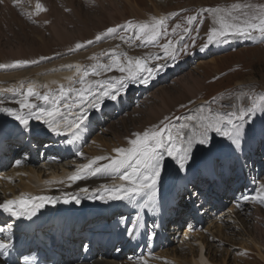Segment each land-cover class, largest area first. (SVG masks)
Returning <instances> with one entry per match:
<instances>
[{"label": "rangeland", "instance_id": "374dc122", "mask_svg": "<svg viewBox=\"0 0 264 264\" xmlns=\"http://www.w3.org/2000/svg\"><path fill=\"white\" fill-rule=\"evenodd\" d=\"M9 1L0 2V47L10 58L25 60L24 54L46 57L43 60L36 58L41 66L61 63L76 57L77 62L83 63L82 72L77 75L78 77L86 71L89 73L85 77L86 82L106 81L112 85V94H116V90L120 89L116 100L108 97L100 99L105 85L93 86L92 95L88 99L89 101L98 100L99 107H88L87 115L89 116L86 120L90 123L89 127H82L80 130V137L85 138L84 146L79 148L82 155L74 157L73 159H77L78 163L72 160V164L79 165L99 156L107 157L114 148L128 147V140L133 138V133L150 130L153 125L159 126L160 121L166 116L169 120L165 123H168L174 132L181 124L188 123L190 128L183 131L190 134L198 120H188V117L226 115L240 108L246 109L251 104L250 97L254 98L264 93V39L259 38L258 35L255 39L229 37L225 46L222 43H212L203 52L200 51L201 46L207 43L208 33L213 27L212 16L203 12V9L217 7L228 9L232 4L238 3L242 7L234 14L243 18L244 13L251 15L260 5H264V0H40L47 7V11L33 16L32 19H29L27 14L34 10L35 0H18L15 4L13 0ZM244 5L254 7L245 8ZM171 13H177V15L170 16ZM151 15H155L154 18L168 17L165 24L166 33L160 35L156 41H149L145 37L137 39L140 35L138 29L127 27L126 22L130 21L134 26L150 22L153 18L148 19L147 16ZM192 15H197L198 18L192 25H187L185 18ZM177 25L179 27H176ZM184 27H189L188 33H184ZM107 28L117 30L96 41V35L104 33ZM42 36L45 38V46L38 48L32 39L39 40ZM88 40H92L93 43L87 44ZM169 40L173 41L176 47L174 58L167 55L161 47ZM77 43L84 44V47L69 51L74 49ZM112 56L121 61L125 56L144 57L148 58L149 67L157 65L164 67L156 71L147 84L129 81L127 87L121 88L120 83L113 78L123 74L114 68L110 71L101 69L99 75L93 74L97 63L100 65L110 63ZM214 58L217 61L211 62ZM35 65L27 67H35ZM188 73H191L193 77L184 79ZM143 75L146 76L147 73ZM77 83L78 86L75 84L74 87L78 89L81 85L79 81ZM161 90L164 94L160 93ZM138 91L143 94L141 101L135 104L134 96ZM71 98L76 99L75 93H70L64 101L71 102L73 100ZM83 104L87 105L88 101ZM118 106L122 109L119 113H115ZM248 119L252 131L247 140L242 142V150H236L235 146H230V141L217 136L214 132L209 133L210 152L200 151L205 146L199 144L194 145L192 149L193 161L190 163V170L196 164L201 167L212 154L225 157L244 151L246 166L249 169L248 177L253 182L252 192H250L252 197L248 199L247 204L244 196H241L245 190L239 187L234 189V173L237 168L234 162L231 175L224 182L227 193L222 199V206L217 209L216 217H211L213 221L206 220L203 225H200V230H206L208 225L214 223L226 237L231 236V239L225 240V237L221 235L219 238L216 237L218 238L216 240L215 237H211L210 231L208 232L212 247L215 245L216 249L212 248V253L218 252L212 254L215 261L212 258L211 260L217 264H264L258 256V248L264 247V204L254 199L258 190L264 185V111H257ZM86 129L89 133L84 136L83 131ZM252 140H255L254 144H257L256 157L250 154L248 149L251 147ZM67 145L68 143L64 141L59 148L63 151L62 153L70 154L71 151H64ZM166 157L165 155V159H171ZM58 159L57 156L56 160ZM103 160L108 161V159ZM173 163L172 166H168V169L165 168L168 171L164 182L165 184L167 182L169 190H174V194L178 196L185 189L183 187L180 189L176 185L177 179L180 178L176 173L175 161ZM217 169L221 177L223 174L221 164ZM203 170V167L200 168L197 171L198 174H201ZM196 200L202 201L200 207L207 205L208 202L204 195ZM181 210L185 216L178 234L179 241L171 246L157 247L156 251L170 248L171 253L178 251L180 254L193 246L194 238L191 237L193 232L185 235L186 239L183 237L184 230L193 218L190 212ZM220 213L228 215L218 216ZM254 236H259L261 241H254L252 239ZM247 247H250L248 251ZM187 255L188 259L190 256ZM165 257L168 258L169 264H175L176 260L172 254H166Z\"/></svg>", "mask_w": 264, "mask_h": 264}, {"label": "bare ground", "instance_id": "6f19581e", "mask_svg": "<svg viewBox=\"0 0 264 264\" xmlns=\"http://www.w3.org/2000/svg\"><path fill=\"white\" fill-rule=\"evenodd\" d=\"M154 16L155 15L147 16V18L152 19ZM211 19V25L213 27L217 26L214 24L213 17ZM32 41L38 48L45 46L44 36L40 37L39 40L34 38ZM23 45H25V43ZM222 45L225 46L226 43H222ZM24 56H26L24 58L25 60H36L38 63H36L35 67H27L28 65H26L24 67L0 68V102H2L0 103V107L19 109V104H17L16 101L21 98L20 94L17 93L13 95L12 93L4 91V89L7 88L19 87V85L23 84L24 88L21 89V91H24L30 83H35L36 90L39 93L43 94L48 91L52 95H57L60 85H69V82L65 77L73 76L72 87H74L79 81L80 75L79 77L77 75L82 72L83 63H80L81 61L77 62L76 57H72V59H68L61 63H49L40 66L39 60L36 59L40 58L38 55L24 54ZM215 60L216 58L211 62H214ZM14 61L16 60H14L13 57L10 58L6 51L0 47V64H10ZM77 66H79V71H77ZM91 66L92 65H90V67ZM188 77L192 78L193 75L188 73V76L184 79ZM53 81L56 83H52ZM43 85H48V88L43 87ZM163 92V90L160 91V93ZM142 94L143 93L138 91L136 95L137 99L133 101L135 104H138L141 101ZM31 102L36 104L38 108L49 109L53 107L51 102H41L34 97L31 98ZM65 103L66 102L63 100L57 106L59 107L60 112L68 116L69 119L74 118L72 115L73 113L83 114L86 117L89 116L87 115L89 104H80L79 107L65 109L63 107ZM117 108L121 110L119 106ZM119 112L120 111H115V113ZM100 118H102V116H100ZM60 119L61 118L58 117V120ZM89 124V121L86 120L82 127H89ZM30 129L37 133L49 134L46 137L49 141H46V138H34V144L36 147L43 145L46 147H53L47 150V156L42 157L41 155H37L35 158L30 157V160H28L30 154L24 147L25 142L21 143V139L24 132ZM86 133H89V130L86 129L83 131L84 136ZM55 136L57 135L50 132L47 126L38 120L32 119L27 126H24L19 124V122L13 119V117L7 115V113L0 112V142L4 145L3 148L0 149V203L8 199H16L17 197H20L21 194H24L25 198L41 196L52 198V202H46L45 206L36 213L44 220L42 222V230L37 232L35 240L48 245L49 250L58 256L57 264H169L168 258L165 257L166 254H172L174 256L176 260L175 264H217L214 262L215 260L212 254L218 252L214 251L212 253V248H214L215 245L212 247L211 237L219 238L222 235L223 238L225 237V240H228L231 239V236L226 237L225 233L219 231V229L216 228L218 226L214 225V223L210 226L208 225L206 230H200V223H198L196 217L189 221V225L187 229L184 230L185 233L183 235L186 239L187 236L185 235H190L192 232L194 233L191 236L194 238V243H192L193 246L185 250L190 256L188 259L186 258L187 254L185 252L178 254V251H173L171 253L170 248L161 251H156V248L152 251L153 247L156 245L157 247H165L177 243L179 241L178 238L180 237V235H178L180 233L179 230L182 227V222H184L182 220H184L185 213L180 207H172L174 194L169 190L170 188L167 187V182L166 184L164 182L168 166L174 164L171 159H165L164 161V170L158 186L156 206L154 210L150 207L141 206L144 204L147 197H137L136 201L132 203H129L127 200L106 201L95 198L104 195L101 186L104 185L111 187L113 185L125 183L119 179V175L124 172V169H120L119 172L108 175L98 174L94 177L89 176L86 179L72 183L67 179L68 176L75 172L79 166L87 164L90 161L82 162L79 165L71 163L72 160L78 163L77 159L73 158L80 156L77 153H80L79 148L84 146L85 138L80 137V132L77 136H73L71 133H65V137L63 140H60V144L64 142V140H67L68 145L66 146V150L70 146L72 153L62 154L61 152H58L57 148H55L57 146L53 142ZM254 142L255 140H252L251 147L248 149L250 154L254 153L253 156L256 157L255 153L257 150ZM10 144L14 145V150L18 149V151L12 152L11 149H9ZM129 146L130 145H128V147ZM128 147L123 146V148ZM25 151V154L28 157L23 158L21 153ZM57 156L59 157L58 160H56ZM114 156V151H110L109 154H107L108 158ZM244 156V152L240 151L238 154H232L231 158H237V164L239 167L238 172L236 173L238 176L234 177L236 181L235 184L237 187L245 190L241 196L247 198L245 199V203L248 204V199L252 197L250 194V192H252V186L251 181L248 180V167L246 166V159ZM220 158H222V155L217 156L212 154L209 157V160L204 162L201 167L199 164H196L192 170L189 169L187 172L177 173L176 171L178 177L181 178L177 179L176 182L178 188L186 186L190 192L204 191L203 193L208 197L207 205L199 209L203 217V222L206 220L211 222L213 221V218L211 217H216L217 209L222 206L220 202L223 201L222 198L226 195L225 189L222 188L221 178L211 173L210 177L214 175L213 182H205L207 184L205 186L200 184L199 189H194L192 184L195 180L192 181V179H195V177L198 176L197 171L200 170V168L202 169V167L204 170H211V167H214V162L218 161ZM108 163L109 160H98L95 166ZM227 163L228 161L225 162V164ZM166 167L167 169H165ZM175 167L177 168V166ZM225 174H228V168L225 169ZM44 177L45 179H43ZM60 181H63V183H60ZM84 188L89 189V192H82L81 189ZM160 194L163 197L161 200H158ZM66 195L71 201L67 204L63 202ZM72 197H77L80 200V203H75V201L71 200ZM202 197L203 196L200 195L196 197V199ZM189 198L190 196L188 195V199ZM201 202L202 201H198V204L195 207H199ZM160 208L166 211V228L163 230L162 234L157 233L151 227L152 216L155 214L156 210ZM62 214L65 215V217L62 216L63 220L59 217ZM9 215L11 214L0 210V224H2ZM224 215L228 214L220 213L218 216ZM6 220L8 221V219ZM13 220V218L9 219V221ZM64 221L69 223L66 224ZM70 221L72 222L70 223ZM76 221H79V223L77 224ZM167 221L170 222L169 228ZM128 229H134V231L129 233ZM13 231L12 234L6 230L2 232L3 238L0 240L10 239L11 247L8 249L6 255H0V264H28L24 261V255L32 256L35 254L30 251L28 246L34 245L36 241H33L26 236H23L24 238L22 239V235L21 237L18 236L17 227L13 228ZM209 231V234L212 235L211 237L207 235ZM218 238H216V240H218ZM252 239L256 242L261 241L259 236H254ZM247 248L248 249L246 250L248 251L250 247ZM203 249L205 251L201 254L200 250ZM258 249V256L264 261V247L262 248L260 246ZM211 258L214 261H212Z\"/></svg>", "mask_w": 264, "mask_h": 264}, {"label": "snow or ice", "instance_id": "6c2138e0", "mask_svg": "<svg viewBox=\"0 0 264 264\" xmlns=\"http://www.w3.org/2000/svg\"><path fill=\"white\" fill-rule=\"evenodd\" d=\"M13 3H18V0H13ZM241 7L237 3L232 4L228 9L217 7L202 10L213 17L214 24L217 26L210 29L207 43L201 46L200 51L203 52L212 43H227L229 37L255 39L258 35L259 38L264 39V5H260L251 15L244 13L243 18L240 15L234 14ZM243 7L253 8L254 6L244 5ZM46 11V7L40 0H35L34 10L27 15L29 19H32L33 16H38L40 13ZM169 15L175 16L177 13H171ZM197 18V15L186 17L187 25H192ZM167 19L168 17L162 16L160 18H153L150 22L140 23L135 26L130 21L126 22V24L127 27H136L138 29L140 35L137 36V39L145 37L149 41H156L160 35L166 33L167 29L165 24ZM176 27H179V25ZM116 30V28H107L104 33L96 35L95 40L99 41L102 37L115 33ZM189 30V27L183 28L184 33H188ZM173 32H175V28H173ZM86 43L92 44L93 41L88 40ZM82 47H84V44L77 43L75 48L69 49V51L78 50ZM161 47L167 55L173 56L174 58L176 47L173 41L169 40L167 43L161 45ZM40 59L43 60L46 57H41ZM92 59H96V57H92ZM36 63H38L36 60H16L10 64H0V68L24 67ZM163 67V65L149 67L148 58L144 57L128 58L125 56L124 60L121 61L114 56L108 64L100 65L97 63L94 66L93 74L99 75L101 69L110 71L114 68L123 75L113 79L117 83H120L121 88H125L129 81H139L140 83L147 84L149 78L153 77L155 72ZM79 70V66H77V71ZM145 73H147L146 76L143 75ZM88 75L89 73L84 72L80 76L79 84L81 86L78 89L71 86L73 76L65 77L69 85L67 87L60 85L57 95H52L48 91L43 94L39 93L36 90L35 83H30L24 91H21L24 88L23 84L19 85V87L4 89V91L12 93L13 95L19 93L21 98L16 101L19 104V109L0 107V112L7 113V115L13 117L19 124L24 126H27L30 120L35 119L42 121L48 130L56 135L71 133L73 136H77L87 117L83 114L73 113L74 118L69 119L68 116L60 112L57 105L65 100L70 93H75L76 99H73L70 103H65L63 105L65 109L79 107L85 101H88L89 107H99L98 100L89 101L88 99L92 95L94 85H105L104 91L100 94V99L108 97L116 100L120 92V89H117L116 94H112V85L106 81L91 80L86 82L85 77ZM52 83L56 82L53 81ZM43 87L48 88V85H43ZM33 97L41 102H51L53 107L49 109L38 108L36 104L31 102V98ZM250 100L251 104L246 109L240 108L238 111L229 112L226 115L196 118L188 117V120H198V123L190 134H186L183 131L184 129L190 128L188 123L181 124L179 129L174 132L170 125L165 123V121L169 120V117L166 116L160 121L159 126L153 125L150 130H144L142 133H133V138L128 140V144L130 145L128 148L117 147L113 149L115 153L114 157H96L87 164L79 166L67 179L75 183L89 176L94 177L98 174L108 175L124 169V172L119 175V179L125 183L111 187L102 185L101 188L103 189L104 195L95 198L106 201L127 200L129 203H132L136 201L137 197H147L141 206L150 207L154 210L157 190L164 170L165 155L175 161L177 173L187 172L190 163L193 161L192 149L194 145H204L205 148L200 151L210 152L208 148L211 140L209 133L212 132L230 141V146H235L236 150H242V142L247 140L252 131L248 118L257 111H264V93L254 98L250 97ZM181 106L183 107V105ZM58 117L61 119L58 120ZM178 141L180 142V146H178ZM77 154L82 155L81 153ZM103 159H108L109 163L95 166L98 160ZM60 183H63V181H60ZM193 187L195 188V185ZM81 191L88 193L89 189L84 188ZM188 195L190 197H198L201 193L199 191H191ZM254 199L264 204V185L258 190V194ZM71 200L77 204L80 203L77 197H72ZM46 202H52V198L43 196L25 198L24 194H21L16 199H8L0 203V210L13 216H27L31 218L45 206ZM63 202L67 204L71 201L66 195ZM128 231L131 233L134 229H128ZM0 232H4V229L0 228ZM10 247V239L0 240V255H6Z\"/></svg>", "mask_w": 264, "mask_h": 264}]
</instances>
